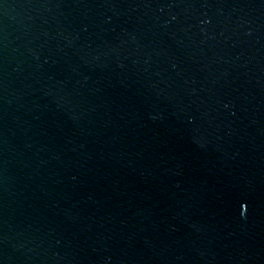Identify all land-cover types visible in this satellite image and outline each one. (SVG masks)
I'll return each mask as SVG.
<instances>
[{
  "label": "water",
  "instance_id": "water-1",
  "mask_svg": "<svg viewBox=\"0 0 264 264\" xmlns=\"http://www.w3.org/2000/svg\"><path fill=\"white\" fill-rule=\"evenodd\" d=\"M0 264H264V0H0Z\"/></svg>",
  "mask_w": 264,
  "mask_h": 264
}]
</instances>
